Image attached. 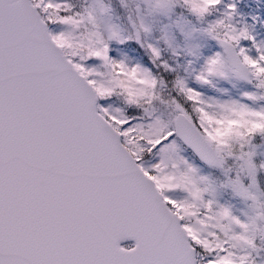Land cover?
Instances as JSON below:
<instances>
[{
  "label": "rangeland",
  "instance_id": "rangeland-1",
  "mask_svg": "<svg viewBox=\"0 0 264 264\" xmlns=\"http://www.w3.org/2000/svg\"><path fill=\"white\" fill-rule=\"evenodd\" d=\"M33 2L97 92L99 113L181 217L200 262L264 264V0ZM222 35L254 86L233 75ZM169 64L223 169L178 139L177 115L193 117L163 76Z\"/></svg>",
  "mask_w": 264,
  "mask_h": 264
},
{
  "label": "water",
  "instance_id": "water-1",
  "mask_svg": "<svg viewBox=\"0 0 264 264\" xmlns=\"http://www.w3.org/2000/svg\"><path fill=\"white\" fill-rule=\"evenodd\" d=\"M220 43L250 84L235 47ZM97 105L31 0H0V264H197L181 220ZM176 132L222 168L184 114Z\"/></svg>",
  "mask_w": 264,
  "mask_h": 264
},
{
  "label": "trees",
  "instance_id": "trees-1",
  "mask_svg": "<svg viewBox=\"0 0 264 264\" xmlns=\"http://www.w3.org/2000/svg\"><path fill=\"white\" fill-rule=\"evenodd\" d=\"M169 81H171V80L169 79ZM180 94L184 97L180 101H181L182 105L184 106L185 110H188V113H190V115L194 114V116H195L196 113L192 112L191 108H189V104L191 102H189V99H187L188 97L186 96V94H184V93H180ZM192 103H194V102H192ZM194 116L192 115V117H193L192 119L199 125L198 121H196Z\"/></svg>",
  "mask_w": 264,
  "mask_h": 264
}]
</instances>
